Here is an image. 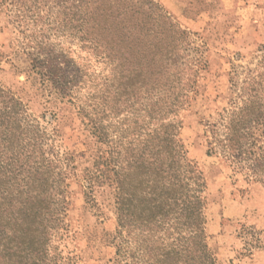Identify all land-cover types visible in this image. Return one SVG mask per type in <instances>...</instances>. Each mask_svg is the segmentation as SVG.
<instances>
[{"label": "rangeland", "instance_id": "374dc122", "mask_svg": "<svg viewBox=\"0 0 264 264\" xmlns=\"http://www.w3.org/2000/svg\"><path fill=\"white\" fill-rule=\"evenodd\" d=\"M16 1L0 0V101L15 106L21 127L35 128L47 149L45 187L60 219L55 244L76 264H133V232L118 225L108 147L77 107L94 85L106 77L113 85L119 73L77 42L64 43L69 66L56 62L66 78L49 73L45 54L28 36L32 28L16 20ZM109 2L115 16L117 5L123 7L127 28L120 80L140 88L123 95L119 118L180 101L163 122L177 126L187 158L203 173L208 250L216 264H264V0ZM166 55L176 58V67L162 69ZM78 75L83 83L76 88L71 80ZM169 77L175 81L164 87ZM233 118L241 121L234 136L227 125ZM7 156L0 148L3 185Z\"/></svg>", "mask_w": 264, "mask_h": 264}, {"label": "trees", "instance_id": "16d2710c", "mask_svg": "<svg viewBox=\"0 0 264 264\" xmlns=\"http://www.w3.org/2000/svg\"><path fill=\"white\" fill-rule=\"evenodd\" d=\"M109 1L122 0H18L16 20L32 28L28 36L45 54L46 68L52 75L66 78L56 63L69 66L71 62L66 42L89 49L112 73H119L112 92L113 85L107 84L106 77L78 100L77 107L93 134L108 147L107 164L117 189L118 225L133 232L128 234L133 264H216L205 243L203 173L187 158L177 126L163 122L174 115L180 101L174 97L168 108L161 106L156 111L154 104L145 113L135 109L131 118H119L122 111L118 104L127 102L140 88L137 83L127 86V81L120 80L118 60L125 36V23L120 18L124 10L117 5L115 16V4ZM170 29L174 31V25ZM176 61L171 55L164 56L162 69L176 67ZM130 73H134V80L141 76L139 69ZM80 77L71 80L77 81L76 88L83 83ZM173 77L164 87L175 81ZM4 106V100L0 101V148L9 154L6 185L0 179V264H76L72 257L62 256L55 244L60 219L53 195L45 187L51 165L45 163L47 149L41 144V135L28 125V129L21 127L18 115L22 114L15 106ZM114 119L117 124L111 122ZM235 120L227 124L233 136L241 128V121ZM104 121L110 122L105 125ZM32 156L42 160L34 157L31 165Z\"/></svg>", "mask_w": 264, "mask_h": 264}]
</instances>
